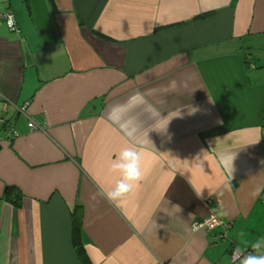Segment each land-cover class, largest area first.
<instances>
[{
    "label": "crops",
    "instance_id": "0c3cea01",
    "mask_svg": "<svg viewBox=\"0 0 264 264\" xmlns=\"http://www.w3.org/2000/svg\"><path fill=\"white\" fill-rule=\"evenodd\" d=\"M0 12V264H234L264 240V0ZM124 147L144 178L110 203Z\"/></svg>",
    "mask_w": 264,
    "mask_h": 264
},
{
    "label": "clouds",
    "instance_id": "9594fccd",
    "mask_svg": "<svg viewBox=\"0 0 264 264\" xmlns=\"http://www.w3.org/2000/svg\"><path fill=\"white\" fill-rule=\"evenodd\" d=\"M110 171L120 172L122 178L116 184L113 191H101L96 195L101 196L110 203L124 199L129 193L138 188L144 178L142 169V154L135 147H124L116 155ZM253 197L259 195V190L252 193ZM253 252L245 253L240 248L233 251V259L239 264H264V240L257 241L252 246Z\"/></svg>",
    "mask_w": 264,
    "mask_h": 264
},
{
    "label": "built area",
    "instance_id": "2783aa9c",
    "mask_svg": "<svg viewBox=\"0 0 264 264\" xmlns=\"http://www.w3.org/2000/svg\"><path fill=\"white\" fill-rule=\"evenodd\" d=\"M4 21L7 26L10 29H14L15 27V20H14V16L12 14L9 13H0V22ZM8 136H11V134L13 133V130L8 128ZM230 225L223 223L218 217L216 216H211L210 218L200 222L197 224L196 229H204L206 232L208 233H212L214 231H216L218 228H222L224 231L223 233H221L219 236L217 234V239H221L224 237V235L226 234V230L227 228H229ZM253 249H249V250H245L243 252L248 253V252H253ZM234 264H239L238 260L233 259Z\"/></svg>",
    "mask_w": 264,
    "mask_h": 264
},
{
    "label": "trees",
    "instance_id": "16d2710c",
    "mask_svg": "<svg viewBox=\"0 0 264 264\" xmlns=\"http://www.w3.org/2000/svg\"><path fill=\"white\" fill-rule=\"evenodd\" d=\"M0 13H1V12H0ZM4 14H6V13H4ZM202 17H203V16H202ZM200 18H201V17H200ZM19 199H20V196H19V195H16V198L13 200V202L17 204V202H18ZM15 200H16L17 202H16ZM76 249H77V252H78V256H79V258H80L81 261H82V264H91L89 258L87 257V255H86L85 252H84L83 246H80V245L76 244ZM250 249H252V248H250Z\"/></svg>",
    "mask_w": 264,
    "mask_h": 264
},
{
    "label": "water",
    "instance_id": "95a60500",
    "mask_svg": "<svg viewBox=\"0 0 264 264\" xmlns=\"http://www.w3.org/2000/svg\"><path fill=\"white\" fill-rule=\"evenodd\" d=\"M17 110L19 111V112H21L22 110L21 109H19V108H17ZM4 119V118H3ZM5 123L7 124L8 122H7V120H5Z\"/></svg>",
    "mask_w": 264,
    "mask_h": 264
}]
</instances>
